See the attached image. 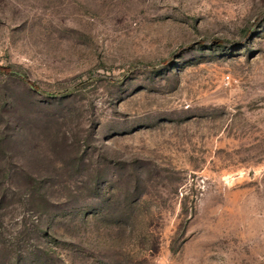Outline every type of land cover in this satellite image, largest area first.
Wrapping results in <instances>:
<instances>
[{
    "label": "rangeland",
    "instance_id": "obj_1",
    "mask_svg": "<svg viewBox=\"0 0 264 264\" xmlns=\"http://www.w3.org/2000/svg\"><path fill=\"white\" fill-rule=\"evenodd\" d=\"M0 66V264H264V0H0Z\"/></svg>",
    "mask_w": 264,
    "mask_h": 264
},
{
    "label": "trees",
    "instance_id": "obj_2",
    "mask_svg": "<svg viewBox=\"0 0 264 264\" xmlns=\"http://www.w3.org/2000/svg\"><path fill=\"white\" fill-rule=\"evenodd\" d=\"M0 71L5 72V73H12L13 67L12 66H0ZM25 79L30 85L35 87V84L32 81H30L28 78H25Z\"/></svg>",
    "mask_w": 264,
    "mask_h": 264
}]
</instances>
